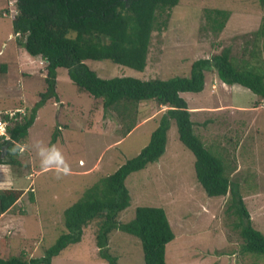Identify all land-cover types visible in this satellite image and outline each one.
<instances>
[{"label": "rangeland", "instance_id": "374dc122", "mask_svg": "<svg viewBox=\"0 0 264 264\" xmlns=\"http://www.w3.org/2000/svg\"><path fill=\"white\" fill-rule=\"evenodd\" d=\"M215 8L231 12L218 33L206 15ZM16 14V0H0V131L4 133V116L15 115L8 121L12 125L16 113H29L47 89V62L19 45L12 22ZM263 20L264 0H180L172 9L167 28L153 32L144 70L110 59L86 63L101 78L189 76L195 60L211 58L225 47L231 48L237 63L248 57L243 50L244 35L252 37ZM2 65H7V72L1 70ZM205 74L203 90L181 93L191 111L194 132L230 165L237 161L240 169L231 179L240 183L253 225L264 232V101L242 85L224 83L214 69ZM56 90L58 99L51 98L40 107L28 136L19 143L23 149L18 154L20 163L0 164V189H24L17 204L0 217V240L6 255H44L65 231L64 210L88 187L136 156L149 143L167 109L152 100L140 104L136 129L126 134L123 128L128 118L104 108L102 98L80 89L67 68H58ZM56 129L60 135L51 144ZM37 142L58 149L69 174L57 179L54 168L42 169ZM195 159L172 120L165 153L126 179L131 201L119 221H131L138 206L164 208L175 233L166 247L170 264H264L262 255L242 250L243 239L229 213L230 194L209 196L197 178ZM97 230L92 222L82 241L62 250L53 258L54 264H109L99 256ZM109 247L119 264H145L141 240L133 234L115 230Z\"/></svg>", "mask_w": 264, "mask_h": 264}, {"label": "trees", "instance_id": "16d2710c", "mask_svg": "<svg viewBox=\"0 0 264 264\" xmlns=\"http://www.w3.org/2000/svg\"><path fill=\"white\" fill-rule=\"evenodd\" d=\"M180 0H16L17 14L13 17V31L19 45L34 57L47 62V89L29 113H16L12 125L8 113L6 134L0 135V164H19L20 142L26 139L37 112L51 98L58 99L57 70L67 68L71 80L95 98L103 100L104 108H111L126 119L123 131L129 134L137 124L139 106L155 101L166 106L158 120L149 143L134 157L121 164L113 173L88 187L82 196L63 212L65 231L40 257L28 258L27 253L6 255L0 240V264H54L53 258L70 244L82 241L85 228L96 222V244L99 256L109 264H119L118 256L110 251L112 232L120 229L137 236L142 243L145 264H170L166 261V247L175 233L162 207L138 206L135 217L121 222L118 217L131 201L126 179L154 163L165 153L171 121L175 120L180 140L195 155V170L199 182L209 196L230 194L229 213L235 217L234 226L243 239L242 250L264 258V232L253 225L251 213L241 193L240 183L231 179L237 161L230 165L221 153L208 149L194 132V121L182 92H199L205 86V71H217L229 85H242L264 101V20L252 34L244 35V53L236 62L230 47L211 58L193 62L189 76L169 79L143 80L132 76L101 78L86 63L87 60L110 59L137 70H144L148 62L152 34L167 28L172 9ZM207 19L215 32L222 31L231 15L228 9H209ZM160 17H163L162 19ZM254 35V36H253ZM252 45V47H251ZM251 47V49H249ZM8 71L7 65L1 66ZM21 112V111H20ZM23 114V115H22ZM124 114V117L122 116ZM127 116V117H126ZM60 130L53 133V144ZM17 148L14 153L13 149ZM24 189H0V217L19 201ZM31 198L34 199L33 193Z\"/></svg>", "mask_w": 264, "mask_h": 264}, {"label": "clouds", "instance_id": "9594fccd", "mask_svg": "<svg viewBox=\"0 0 264 264\" xmlns=\"http://www.w3.org/2000/svg\"><path fill=\"white\" fill-rule=\"evenodd\" d=\"M13 115V114H12ZM11 115V116H12ZM2 134V131H0ZM6 132L2 135H5ZM37 155L40 158V166L44 170L55 169L57 172V179L61 178V175H67L70 172L69 166L66 164L63 155L55 147H45L41 142H37L36 145ZM17 148L20 149V154H22L23 149L21 146L17 145ZM17 148L13 149L15 153Z\"/></svg>", "mask_w": 264, "mask_h": 264}, {"label": "built area", "instance_id": "2783aa9c", "mask_svg": "<svg viewBox=\"0 0 264 264\" xmlns=\"http://www.w3.org/2000/svg\"><path fill=\"white\" fill-rule=\"evenodd\" d=\"M6 123V122H5ZM0 125H3V122L2 121H0ZM7 125V124H6ZM5 125V126H6ZM5 132H6V128H5ZM2 134H4V132H2ZM2 134H0V135H2Z\"/></svg>", "mask_w": 264, "mask_h": 264}, {"label": "crops", "instance_id": "0c3cea01", "mask_svg": "<svg viewBox=\"0 0 264 264\" xmlns=\"http://www.w3.org/2000/svg\"><path fill=\"white\" fill-rule=\"evenodd\" d=\"M214 86V85H213ZM257 106V105H256ZM241 110H245V109H241ZM134 129H136V128H134ZM133 131V130H132ZM239 166H240V163L238 164ZM240 169V167H238L237 169H236V171H238Z\"/></svg>", "mask_w": 264, "mask_h": 264}]
</instances>
